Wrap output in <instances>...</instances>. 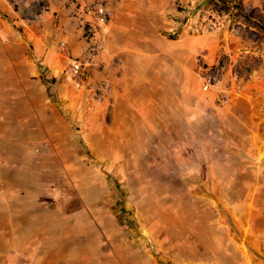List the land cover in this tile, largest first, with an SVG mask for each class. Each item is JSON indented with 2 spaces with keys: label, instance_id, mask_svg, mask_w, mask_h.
Returning a JSON list of instances; mask_svg holds the SVG:
<instances>
[{
  "label": "rangeland",
  "instance_id": "rangeland-1",
  "mask_svg": "<svg viewBox=\"0 0 264 264\" xmlns=\"http://www.w3.org/2000/svg\"><path fill=\"white\" fill-rule=\"evenodd\" d=\"M91 1L101 0H66L82 46L74 57L89 41L83 25L91 17L81 7ZM102 1L113 17L119 0ZM129 1V14L141 19L133 35L137 44H172L184 34L203 38L187 87L216 97L202 125L209 133H197L208 136L211 146L185 148L177 134L147 130L131 101L114 108V91L116 98L128 86L121 69L135 61L118 54L110 64L104 60L102 26L101 67L89 82L79 83L68 65L55 75L41 65L36 75V90L56 106V124L54 131L42 130L46 140L33 144L35 154L45 156L48 196L42 205L50 210L48 225L33 234L55 240L26 246L44 263L55 257L56 264H264V0ZM16 6L30 19L49 9L45 0ZM56 43L67 46L62 38ZM198 57L222 62L209 91L201 90L194 73ZM27 87L35 90V84ZM113 111L121 120L118 132ZM51 119L45 117L46 126ZM79 197L83 209L60 222L57 210H74ZM60 247L65 249L49 251Z\"/></svg>",
  "mask_w": 264,
  "mask_h": 264
},
{
  "label": "crops",
  "instance_id": "crops-1",
  "mask_svg": "<svg viewBox=\"0 0 264 264\" xmlns=\"http://www.w3.org/2000/svg\"><path fill=\"white\" fill-rule=\"evenodd\" d=\"M31 1L0 0V264H18L15 260L20 258L31 261V264H56L58 261L55 257H48V263H44L31 247L26 246L55 240L33 234L34 229L48 225L50 214L49 208L42 205L45 202L43 199L48 196L45 156L35 154L33 144L45 139L42 130L43 133L54 131L56 124V106L49 96L45 97L43 92L36 90L39 87L36 75L41 65L49 75L60 72L82 46L76 39L78 30L75 31V24L67 17L72 10L71 5H66V0H45L49 9L41 10L38 17L30 19L24 17L21 7H15V4ZM130 6L129 0L116 2L113 17L101 29L106 39L103 51L105 61L109 60V64L114 61V54H118L115 57L122 61L127 57H133L135 61L134 67L121 69L123 79L130 80L128 86L123 87L122 95L118 90L115 98L114 91V108L122 99L131 101L138 116L135 119L146 125L147 130H159L169 137L177 134L179 141L184 142L180 146L185 148H209L208 136L200 139L197 133L208 132L202 125L210 117L208 109L216 97L210 93L190 91L187 87L188 73L193 74L192 58L201 50L198 44L203 38L184 34L172 44L141 46L133 38V35H138L137 23L141 19L129 14ZM61 38L67 46L56 43ZM34 84L35 90H28L27 85ZM75 93L70 91L69 94ZM56 99L60 100V96ZM128 106L131 108L130 104ZM117 114L112 112V125L118 132L121 120ZM46 116L52 117L47 126ZM200 156L205 158L201 153ZM41 192L43 198H39ZM60 195L65 196V191H61ZM57 201L66 203L65 200ZM78 201L79 206L74 210L62 207L57 210L60 222L83 209L80 197ZM64 249L60 247L49 251L55 254ZM14 250L22 252L15 253Z\"/></svg>",
  "mask_w": 264,
  "mask_h": 264
},
{
  "label": "built area",
  "instance_id": "built-area-1",
  "mask_svg": "<svg viewBox=\"0 0 264 264\" xmlns=\"http://www.w3.org/2000/svg\"><path fill=\"white\" fill-rule=\"evenodd\" d=\"M83 15L91 17L83 25V34L87 38L88 44L79 55L71 58L68 62L69 74L79 83L84 84L90 81L93 71L101 67L99 60L103 47L98 41V33L102 26L106 25L110 18V10L104 1H91L81 7ZM195 71L198 76L200 88L202 91H209L219 81L223 71L220 58L213 61H206L203 57H198L195 61ZM101 83H94L98 89Z\"/></svg>",
  "mask_w": 264,
  "mask_h": 264
},
{
  "label": "trees",
  "instance_id": "trees-1",
  "mask_svg": "<svg viewBox=\"0 0 264 264\" xmlns=\"http://www.w3.org/2000/svg\"><path fill=\"white\" fill-rule=\"evenodd\" d=\"M67 210V209H66Z\"/></svg>",
  "mask_w": 264,
  "mask_h": 264
}]
</instances>
